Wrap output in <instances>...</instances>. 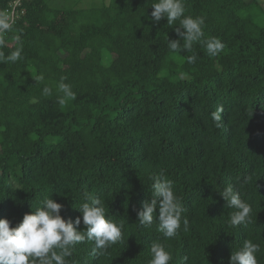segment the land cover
<instances>
[{
    "label": "trees",
    "instance_id": "1",
    "mask_svg": "<svg viewBox=\"0 0 264 264\" xmlns=\"http://www.w3.org/2000/svg\"><path fill=\"white\" fill-rule=\"evenodd\" d=\"M86 1L0 0L9 17L17 2L0 51L16 36L23 45L22 60L0 63V218L15 227L50 196L74 221L90 195L123 223V240L104 254L76 244L67 264H149L153 242L169 264H229L244 240L264 264V0H184L185 15L204 18L203 39L224 44L216 57L194 44L193 64L168 47L179 21L148 18L155 0ZM62 78L75 93L64 104ZM161 171L188 222L171 239L155 214L151 226L137 220ZM228 184L252 207L247 227L228 223L235 210L218 192Z\"/></svg>",
    "mask_w": 264,
    "mask_h": 264
},
{
    "label": "clouds",
    "instance_id": "2",
    "mask_svg": "<svg viewBox=\"0 0 264 264\" xmlns=\"http://www.w3.org/2000/svg\"><path fill=\"white\" fill-rule=\"evenodd\" d=\"M152 11L149 19L159 22L166 18L168 26L174 28L177 39L168 38V47L172 51L193 52V46L203 43L209 57L218 56L224 49L223 42L215 37L204 38V18L185 15L184 0H155L151 4ZM14 21L6 14L0 13V48L4 46L3 36L13 28ZM18 46L9 55L0 51V63H9L22 60L23 45L20 36H16ZM181 41L183 43L181 44ZM196 54L186 57L189 64L195 63ZM63 79L57 85V91L63 93L58 103L64 104L66 100H74L75 93L71 86ZM36 83H42V75L34 78ZM52 88L44 86L43 96H51ZM33 102H36L33 99ZM223 106H217L211 113V119L217 127L221 126V113ZM152 198L143 202L142 210L137 212V220L141 225L151 226L154 214L158 220L157 231L165 239H171L178 234L181 223L187 227V220L182 217L183 207L181 198L174 191L172 181L165 178L163 171L151 177ZM226 201L227 207L234 209L228 223L233 227H247L252 223V207L241 198V193L228 184L218 191ZM78 208L82 216L75 220L65 219L61 216L64 205L47 197L33 212L25 213L21 222L10 227V221L0 218V264H67V257L72 255L74 246L83 242H93V251L104 254L114 244L123 240V223H117L107 217L102 201L94 196L86 195ZM158 209V214L156 210ZM83 223V228L79 226ZM151 259L149 264H169L171 253L160 242H153L149 249ZM260 245L252 240H244L241 247L231 251L229 264H258L257 253Z\"/></svg>",
    "mask_w": 264,
    "mask_h": 264
},
{
    "label": "rangeland",
    "instance_id": "3",
    "mask_svg": "<svg viewBox=\"0 0 264 264\" xmlns=\"http://www.w3.org/2000/svg\"><path fill=\"white\" fill-rule=\"evenodd\" d=\"M50 1H52V0H50ZM54 1H55V3H56V2H60V3H62L63 1H64V3H66V4L69 3V0H54ZM90 1H95V2L99 3L101 0H87L86 3L88 4V3H90ZM64 3H63V4H64Z\"/></svg>",
    "mask_w": 264,
    "mask_h": 264
},
{
    "label": "built area",
    "instance_id": "4",
    "mask_svg": "<svg viewBox=\"0 0 264 264\" xmlns=\"http://www.w3.org/2000/svg\"><path fill=\"white\" fill-rule=\"evenodd\" d=\"M17 2H15L12 6V9L10 10V18L13 19L14 13H15V6Z\"/></svg>",
    "mask_w": 264,
    "mask_h": 264
}]
</instances>
